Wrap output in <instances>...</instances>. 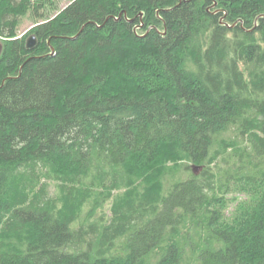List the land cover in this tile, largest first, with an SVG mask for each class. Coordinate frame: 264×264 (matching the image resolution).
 Instances as JSON below:
<instances>
[{
	"label": "trees",
	"instance_id": "trees-1",
	"mask_svg": "<svg viewBox=\"0 0 264 264\" xmlns=\"http://www.w3.org/2000/svg\"><path fill=\"white\" fill-rule=\"evenodd\" d=\"M63 1L0 0V264H264V0Z\"/></svg>",
	"mask_w": 264,
	"mask_h": 264
},
{
	"label": "rangeland",
	"instance_id": "rangeland-1",
	"mask_svg": "<svg viewBox=\"0 0 264 264\" xmlns=\"http://www.w3.org/2000/svg\"><path fill=\"white\" fill-rule=\"evenodd\" d=\"M50 5L51 7L47 9L49 15L48 17H53L56 14L57 8L63 9L66 6V2L63 0H50ZM35 26H36V19L33 17L31 12L27 13V15L22 17L20 20V24L18 28L19 36L20 37L28 36V38L33 36L31 34ZM200 172H201L200 170H196L197 174H199ZM229 198H230L229 206L226 211V215L228 217L231 216V214L236 210V208L240 203L244 202L247 199L245 195L239 193L231 194ZM106 212H109V209H106Z\"/></svg>",
	"mask_w": 264,
	"mask_h": 264
},
{
	"label": "water",
	"instance_id": "water-1",
	"mask_svg": "<svg viewBox=\"0 0 264 264\" xmlns=\"http://www.w3.org/2000/svg\"><path fill=\"white\" fill-rule=\"evenodd\" d=\"M37 45H38V39H37V37L35 35H33V36H31V37L28 38L27 44H26V46H27L28 49L32 50Z\"/></svg>",
	"mask_w": 264,
	"mask_h": 264
}]
</instances>
